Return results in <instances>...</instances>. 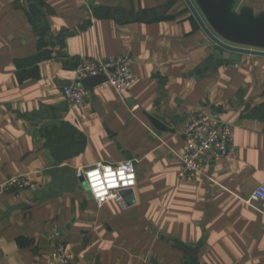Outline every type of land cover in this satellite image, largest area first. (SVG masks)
<instances>
[{
    "label": "crops",
    "instance_id": "obj_1",
    "mask_svg": "<svg viewBox=\"0 0 264 264\" xmlns=\"http://www.w3.org/2000/svg\"><path fill=\"white\" fill-rule=\"evenodd\" d=\"M213 47L185 0H0V264H49L59 243L68 264H264L247 202L264 182V56L219 62ZM117 57L136 78L123 95L64 96L83 60ZM205 113L232 125L233 149L181 179L184 130ZM126 160L136 202L99 206L76 170ZM18 174L32 185L3 186Z\"/></svg>",
    "mask_w": 264,
    "mask_h": 264
},
{
    "label": "built area",
    "instance_id": "obj_2",
    "mask_svg": "<svg viewBox=\"0 0 264 264\" xmlns=\"http://www.w3.org/2000/svg\"><path fill=\"white\" fill-rule=\"evenodd\" d=\"M103 75L106 80L99 87L111 86L120 95L128 91L136 81L130 71L129 62L125 57L107 60H83L76 72V81L62 88L63 94L74 104H81L87 97L88 90L81 84V80L89 76ZM140 108L134 105L132 111ZM185 151L181 155L182 166L179 171L181 179L192 180L204 171V163L208 158H220L229 153L234 146L233 127L229 122L222 121L210 113L192 118L184 130ZM111 172L113 181L110 184L106 173ZM92 173L100 177L99 183L92 179ZM122 173V175H121ZM78 179H83L85 189L91 193L99 206L114 200L123 206L136 202L134 189L137 185V170L133 160L122 161L117 164L97 163L96 165L76 170ZM32 185L26 174L9 177L3 186L5 188L25 189ZM102 185V187H101ZM99 188V192L97 191ZM247 202L264 213V182L261 183L247 199ZM72 254L63 243H59L49 261V264H68ZM142 264H159L146 260Z\"/></svg>",
    "mask_w": 264,
    "mask_h": 264
},
{
    "label": "water",
    "instance_id": "obj_3",
    "mask_svg": "<svg viewBox=\"0 0 264 264\" xmlns=\"http://www.w3.org/2000/svg\"><path fill=\"white\" fill-rule=\"evenodd\" d=\"M198 19L204 31L214 42L212 58L219 62L239 60L241 54L264 56V11L256 13L250 6L235 9V0H185ZM29 9L35 20H40L43 12L30 3ZM106 80L103 75L89 76L81 80L87 89L94 88ZM158 128H166L156 118H151ZM84 182V180L82 179ZM91 196L92 194L89 193ZM186 264H199L190 256Z\"/></svg>",
    "mask_w": 264,
    "mask_h": 264
},
{
    "label": "clouds",
    "instance_id": "obj_4",
    "mask_svg": "<svg viewBox=\"0 0 264 264\" xmlns=\"http://www.w3.org/2000/svg\"><path fill=\"white\" fill-rule=\"evenodd\" d=\"M91 175H92V179L95 182H97V184H98L99 183V180H100L99 175L97 173H92ZM121 175H122V173H121ZM106 178L109 180V183L111 184L112 181H113L112 173L111 172H107L106 173ZM101 187H102V185H101ZM97 191L99 192V188H97Z\"/></svg>",
    "mask_w": 264,
    "mask_h": 264
}]
</instances>
